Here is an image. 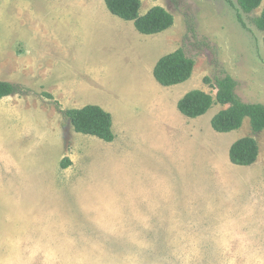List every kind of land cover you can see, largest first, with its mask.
<instances>
[{
	"label": "rangeland",
	"instance_id": "1",
	"mask_svg": "<svg viewBox=\"0 0 264 264\" xmlns=\"http://www.w3.org/2000/svg\"><path fill=\"white\" fill-rule=\"evenodd\" d=\"M52 1L0 0V81L17 88L0 100V264H264V131L244 119L217 133L210 118L224 107L188 119L175 104L189 81L214 96L204 77L229 75L241 102L264 106L263 33L252 22L264 0L242 14L245 27L235 0H141L139 12L172 15L155 36L172 35L154 41L172 48L152 53L141 34L66 58L51 53L55 20L31 17ZM174 47L193 59L192 76L162 87L138 61ZM85 105L110 113L111 143L73 131L63 112ZM247 136L256 162L235 166L229 147Z\"/></svg>",
	"mask_w": 264,
	"mask_h": 264
},
{
	"label": "trees",
	"instance_id": "2",
	"mask_svg": "<svg viewBox=\"0 0 264 264\" xmlns=\"http://www.w3.org/2000/svg\"><path fill=\"white\" fill-rule=\"evenodd\" d=\"M237 20L245 27L242 14H250L260 7L262 0H235ZM107 10L113 16L124 21H132L135 30L142 35L161 33L173 25V17L163 7L155 6L143 16L139 15L140 0H104ZM256 29L263 33L264 48V7L258 17L252 20ZM194 61L187 57L182 48L162 56L153 69L154 80L162 87H171L187 81L192 75ZM214 96L201 90L186 93L176 105L178 112L188 118L196 119L204 115L213 105L224 107L210 120L211 129L217 133H229L237 130L244 119L248 120L253 134L264 131V106L259 103H243L235 94L237 83L229 75L215 78L204 77ZM17 91L14 84L0 81V100L12 96ZM51 99V95L47 94ZM65 117L73 131L98 138L106 143L114 140L110 113L96 105H85L78 109H66ZM258 156L257 142L252 136L234 141L228 150L229 162L235 166H251ZM71 164L65 158L60 167L66 169Z\"/></svg>",
	"mask_w": 264,
	"mask_h": 264
},
{
	"label": "crops",
	"instance_id": "3",
	"mask_svg": "<svg viewBox=\"0 0 264 264\" xmlns=\"http://www.w3.org/2000/svg\"><path fill=\"white\" fill-rule=\"evenodd\" d=\"M48 6L49 9H47V11H44L42 13V11L36 10L32 12L31 17L32 19L38 21L39 20L44 21L45 20L44 16L48 15L50 16L51 20H55V23L58 24L59 27L57 28L56 31L51 33L50 36V40L52 42L51 53L52 54L57 53V55L61 54L62 58H66V56L70 54L71 49L73 51V47L82 48L81 52H83V54L85 53L89 55L95 53L107 54L110 51V49L114 50L116 49V47L122 46L124 42L127 43V46L131 45L132 40L133 39L138 40V37H140L139 35H141L135 30L132 21H124L110 14V12L106 8L104 0H53L52 3ZM151 6L154 7V5ZM151 8H148L143 12L140 11L139 15L140 16L145 15L147 11ZM57 22H61V23H57ZM72 23L76 24V27L73 28L72 30H68L67 28L64 27V25H70ZM171 30L166 31L157 36H155V34L151 35L150 37H148V40L154 42L157 39H159L161 36L168 38L172 35ZM143 41H146V38L143 39ZM170 43L171 41L169 42L168 40L163 45L162 44L158 45L155 44L154 42L153 44L155 45L153 46V51L151 52L154 53L156 50L170 49L172 48L170 46ZM173 49L174 50L171 49L172 51L166 54L162 53L161 55H159L158 57L152 59L147 63L146 61L151 59L152 57L150 52L149 54H146L144 58L139 59L138 64H140L142 67L145 66L146 68L143 70H145L146 72L149 71L153 73L154 66L158 61V59L164 55L172 53L178 48L174 47ZM57 61H58L57 70L63 72L65 71V69H68L67 67H62L59 65L60 59H58ZM103 62H105V60ZM52 64L55 65V59L53 58H52ZM63 79L64 77H62V80ZM188 84H189V88H192V90H198L191 85L190 81L188 82ZM167 88H171V87H167ZM186 90L187 89L184 88L182 91L179 92V94L177 95V99L175 101L176 105L177 102L186 93L192 91V90L189 91ZM214 115H212L211 118Z\"/></svg>",
	"mask_w": 264,
	"mask_h": 264
}]
</instances>
